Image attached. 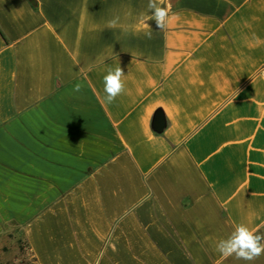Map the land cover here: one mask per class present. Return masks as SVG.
Listing matches in <instances>:
<instances>
[{
  "label": "crops",
  "instance_id": "1",
  "mask_svg": "<svg viewBox=\"0 0 264 264\" xmlns=\"http://www.w3.org/2000/svg\"><path fill=\"white\" fill-rule=\"evenodd\" d=\"M158 2L162 31L148 0H0V264H245L217 242L264 233V0Z\"/></svg>",
  "mask_w": 264,
  "mask_h": 264
},
{
  "label": "clouds",
  "instance_id": "2",
  "mask_svg": "<svg viewBox=\"0 0 264 264\" xmlns=\"http://www.w3.org/2000/svg\"><path fill=\"white\" fill-rule=\"evenodd\" d=\"M147 8L152 15L150 19L143 21L144 24L149 27L146 21L155 20L156 27L161 31L164 30L168 23V9L160 6L158 0H148ZM110 23L114 26L116 21L113 20ZM145 35L151 38L152 33L148 31ZM124 75L123 69L118 66L115 69H109L103 77V90L107 103H113L124 92L125 85L122 79ZM82 88L83 84L77 83L73 86V91L80 92ZM216 251L224 257L232 256L236 260L244 261L245 264H254L256 260L264 256V233L256 234L247 225H237L227 238L217 242Z\"/></svg>",
  "mask_w": 264,
  "mask_h": 264
},
{
  "label": "water",
  "instance_id": "3",
  "mask_svg": "<svg viewBox=\"0 0 264 264\" xmlns=\"http://www.w3.org/2000/svg\"><path fill=\"white\" fill-rule=\"evenodd\" d=\"M164 117L160 110H157L154 113L152 118V128L155 132H160L164 128Z\"/></svg>",
  "mask_w": 264,
  "mask_h": 264
},
{
  "label": "rangeland",
  "instance_id": "4",
  "mask_svg": "<svg viewBox=\"0 0 264 264\" xmlns=\"http://www.w3.org/2000/svg\"><path fill=\"white\" fill-rule=\"evenodd\" d=\"M10 249H11V251L13 252V254L16 255V253H17L16 249H14V248H10ZM5 256H6V257H9L10 255L7 253V254H5ZM2 259H4V256H3V254L0 253V261H1Z\"/></svg>",
  "mask_w": 264,
  "mask_h": 264
}]
</instances>
